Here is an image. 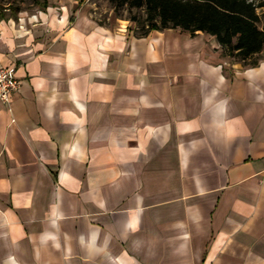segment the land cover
<instances>
[{"label": "crops", "instance_id": "crops-1", "mask_svg": "<svg viewBox=\"0 0 264 264\" xmlns=\"http://www.w3.org/2000/svg\"><path fill=\"white\" fill-rule=\"evenodd\" d=\"M256 61L79 0L0 10V264H264Z\"/></svg>", "mask_w": 264, "mask_h": 264}, {"label": "trees", "instance_id": "trees-1", "mask_svg": "<svg viewBox=\"0 0 264 264\" xmlns=\"http://www.w3.org/2000/svg\"><path fill=\"white\" fill-rule=\"evenodd\" d=\"M35 2V0H33ZM142 8L145 20L138 35L150 31L182 29L194 35L215 36L224 53L240 62L256 59L264 51V2L249 0H119V5Z\"/></svg>", "mask_w": 264, "mask_h": 264}, {"label": "rangeland", "instance_id": "rangeland-1", "mask_svg": "<svg viewBox=\"0 0 264 264\" xmlns=\"http://www.w3.org/2000/svg\"><path fill=\"white\" fill-rule=\"evenodd\" d=\"M249 1L256 5L264 2V0ZM33 3V0H0V10L5 7L15 11L19 8L30 10ZM79 3L86 5L91 17L100 24L106 26L127 24L133 27L136 34L142 31L138 30L145 20V12L142 8H131L127 4L120 6L119 0H79ZM258 12L263 14L264 9L259 8Z\"/></svg>", "mask_w": 264, "mask_h": 264}, {"label": "built area", "instance_id": "built-area-1", "mask_svg": "<svg viewBox=\"0 0 264 264\" xmlns=\"http://www.w3.org/2000/svg\"><path fill=\"white\" fill-rule=\"evenodd\" d=\"M20 80L14 67H5L0 64V101L9 105L11 96L19 89Z\"/></svg>", "mask_w": 264, "mask_h": 264}]
</instances>
